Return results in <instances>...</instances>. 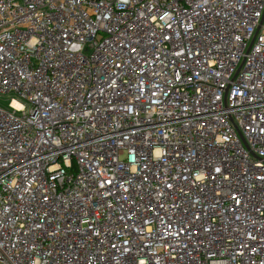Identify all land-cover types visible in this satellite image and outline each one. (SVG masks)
<instances>
[{
    "label": "built area",
    "instance_id": "obj_1",
    "mask_svg": "<svg viewBox=\"0 0 264 264\" xmlns=\"http://www.w3.org/2000/svg\"><path fill=\"white\" fill-rule=\"evenodd\" d=\"M7 96L0 264H264V0H0Z\"/></svg>",
    "mask_w": 264,
    "mask_h": 264
},
{
    "label": "rangeland",
    "instance_id": "obj_2",
    "mask_svg": "<svg viewBox=\"0 0 264 264\" xmlns=\"http://www.w3.org/2000/svg\"><path fill=\"white\" fill-rule=\"evenodd\" d=\"M8 96L7 97H5V98H3V97H1L0 98V104L2 105V106H4V107H6V108H9V106H8Z\"/></svg>",
    "mask_w": 264,
    "mask_h": 264
},
{
    "label": "water",
    "instance_id": "obj_3",
    "mask_svg": "<svg viewBox=\"0 0 264 264\" xmlns=\"http://www.w3.org/2000/svg\"><path fill=\"white\" fill-rule=\"evenodd\" d=\"M242 141H243V143H244V145L246 146V143H245V141L242 139Z\"/></svg>",
    "mask_w": 264,
    "mask_h": 264
}]
</instances>
